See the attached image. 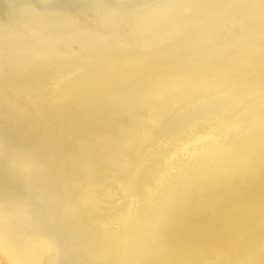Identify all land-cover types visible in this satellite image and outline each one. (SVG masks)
I'll use <instances>...</instances> for the list:
<instances>
[{
	"label": "rangeland",
	"instance_id": "rangeland-1",
	"mask_svg": "<svg viewBox=\"0 0 264 264\" xmlns=\"http://www.w3.org/2000/svg\"><path fill=\"white\" fill-rule=\"evenodd\" d=\"M0 264H264V0H0Z\"/></svg>",
	"mask_w": 264,
	"mask_h": 264
},
{
	"label": "bare ground",
	"instance_id": "bare-ground-1",
	"mask_svg": "<svg viewBox=\"0 0 264 264\" xmlns=\"http://www.w3.org/2000/svg\"><path fill=\"white\" fill-rule=\"evenodd\" d=\"M20 4V3H19ZM19 6H26V5H19ZM28 6V5H27ZM31 7V6H30ZM31 8H33V7H31ZM35 11H37V10H35ZM38 12V11H37ZM96 34H97V36L98 35H100L101 34V29H99L97 32H96ZM37 48H47V45H46V43H42L41 45L39 44V45H37L36 46ZM68 50H70L71 49V47H69V45L66 47ZM66 49V50H67ZM62 51V50H61ZM53 55H55V54H53ZM47 56H49V55H46L45 57H47ZM45 57H43V58H45ZM28 252V251H27Z\"/></svg>",
	"mask_w": 264,
	"mask_h": 264
}]
</instances>
